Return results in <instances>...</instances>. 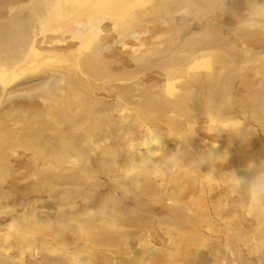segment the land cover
Returning <instances> with one entry per match:
<instances>
[{"label":"bare ground","instance_id":"bare-ground-1","mask_svg":"<svg viewBox=\"0 0 264 264\" xmlns=\"http://www.w3.org/2000/svg\"><path fill=\"white\" fill-rule=\"evenodd\" d=\"M250 3L264 6L0 0V264H97L96 249L120 242L104 214L118 206L127 235L136 227L119 264H264V205L228 173L247 177L264 158V20L242 26ZM209 16L213 25H196ZM32 113L53 123L40 127L60 159L22 143ZM214 126L239 137L209 135ZM216 143L228 159L195 166ZM32 197L75 210L35 214L36 233L21 223Z\"/></svg>","mask_w":264,"mask_h":264},{"label":"rangeland","instance_id":"rangeland-1","mask_svg":"<svg viewBox=\"0 0 264 264\" xmlns=\"http://www.w3.org/2000/svg\"><path fill=\"white\" fill-rule=\"evenodd\" d=\"M198 20H197V22H196V25L199 27V28H203V27H210L211 25H213V23H214V21L213 20H210V16L208 17V20L205 22V21H201V18L200 17H198L197 18ZM29 32V31H28ZM148 42H157L158 43V45H160L161 44V41H160V38H152V39H148L147 40ZM151 46H153V44H151ZM136 57H138L137 55L136 56H134V58H136ZM123 58L124 59H126L127 58V55H124L123 56ZM130 58H132L131 56H130ZM213 95V94H212ZM104 96H105V99L104 100H107V101H110V102H112L113 101V96H116L115 94H109V93H107V92H105L104 93ZM213 96H215V95H213ZM114 100H116V98L114 99ZM41 109L42 108H40V109H38L37 111H35L34 109H33V113L34 112H36L35 114H37V112H41ZM32 113V115H35V114H33ZM31 116V115H30ZM36 116H38V115H35V116H32V118H31V124H32V126H31V128H32V131L30 132V130H29V128L27 129V128H24V124H20L19 126H21V127H23L22 129H23V131H24V137L22 138L23 139V141H22V143L23 142H25L26 143V141H27V139L29 138L30 140H32L34 143H38V145H40V147L43 149V150H45L46 151V154H47V157H49V159H51V160H56V159H60L61 157H60V155L59 154H61V146L58 144L59 142H58V139L53 135V133L51 132V130L49 129V127H48V131H50V132H48L47 130L45 131L44 129H42V127H40V125L42 126H44L43 128H45V127H47V126H50V128H51V126H52V122L50 121V119H49V121L48 120H45L46 122H47V124L46 125H44L43 123L44 122H41L39 119H40V117L38 116V118H36ZM32 119H34L35 121H33ZM89 120H87V122H88ZM40 122H41V124H40ZM89 124L91 125V123H90V121H89ZM37 131H36V130ZM38 129H39V131H38ZM43 131H42V130ZM34 130V131H33ZM40 130H41V132H43L42 134H41V132H40ZM33 133V134H32ZM50 133H51V135H50ZM47 134V135H46ZM49 134V135H48ZM41 135V136H40ZM43 137L45 138L46 137V139H43ZM47 137H49V138H47ZM26 139V140H25ZM48 139V140H47ZM50 139V140H49ZM51 139H52V141L54 140V143L51 141ZM57 139V140H56ZM36 141V142H35ZM47 141V142H46ZM56 141V142H55ZM51 144L53 145V146H51ZM52 148V149H51ZM56 153V154H55ZM59 156V157H58ZM36 172H32L31 173V175L30 176H23V178H22V180L20 181V184H29V180H32V178H33V175L35 174ZM120 181H125L124 180V178L123 177H119L118 178ZM34 187V186H33ZM32 187V189H34ZM226 194H227V192H225ZM224 192H223V190L220 192V195H219V197H224ZM137 196V195H136ZM135 196V197H136ZM134 197V198H135ZM134 198H131V199H134ZM36 198H34V197H32V199H31V201L33 200L34 201V203L31 205V206H28L29 204H26L25 206V208H23L22 209V220H21V223H22V225L23 226H27V227H33V229L32 230H34L36 233H38V231H39V229H40V227H38L37 226V223H35V222H31V220H30V218L32 217L33 218V216H35V214H37V213H39V212H42V211H44V212H46V213H52L53 212V210L55 209H58L59 210V212L58 213H60L61 211H62V209H64V211H66V209L67 210H75L74 209V207L72 206V205H74V204H72V205H69V204H67V206L64 204H62L61 202L60 203H58L60 206H63V207H61L62 209H60V206H57L58 204H56V205H54V206H52V208L51 207H49L50 206V204H47L48 202L47 201H45V202H42L41 200H35ZM128 200V199H127ZM79 204V203H78ZM132 205L134 206L135 204H133L132 203ZM58 208H57V207ZM132 206V207H133ZM115 207V206H114ZM134 208L135 209H137V210H135L134 209V211H136V212H138V213H140L141 211L138 209V207L135 205L134 206ZM113 209V210H112ZM110 211H107V212H104V214L106 215V216H108V217H110V218H113V219H116L117 220V225H118V227L117 228H123V230H122V233L120 234V236H121V239L119 240V239H116L117 241L119 240L120 242H116V243H110L111 244V246H109L108 247V249H107V247L106 246H103V247H100V248H98V249H96V255L97 254H99V258L100 259H97V261L96 260H94L95 261V263H97V264H107L109 261H110V263H108V264H114V262H115V264H119L120 263V261L117 263V258L119 257V259L118 260H120V254H121V250L120 251H117L118 249H123V246H127V245H125V243H128V241L131 239V238H133V237H135V235H133L132 236V234L134 233V230H136L134 227H132V229H128V230H133V228H134V230L132 231V234H129V235H131L130 237L131 238H129V239H126V237L128 238V236L129 235H127V232L125 231L127 228V226H126V223H127V221L126 220H124V217H122L121 215V207H116V208H112ZM118 209V210H117ZM131 210H133V208L131 209ZM115 211H118V213L117 212H115ZM134 211H131V214L134 212ZM63 212V211H62ZM115 212V213H114ZM135 212V213H136ZM150 214H152L151 212H148V215H150ZM113 215H114V217H113ZM138 215V214H137ZM134 216H136V215H134ZM121 217H122V219H121ZM159 218H162L161 216L159 217ZM119 222V223H118ZM20 223V224H21ZM67 223H69V221L67 222ZM70 223H71V221H70ZM69 223V224H70ZM68 224V225H69ZM147 226H151V224H149V225H147ZM131 231H129V232H131ZM138 231H136V233H137ZM122 239H124L125 241H123ZM115 240V241H116ZM134 239H131L130 241H131V243H132V241H133ZM39 241V240H38ZM37 241V242H38ZM123 242H125V243H123ZM130 243V242H129ZM116 244V250H115V247H114V245ZM119 245V246H118ZM130 245V244H129ZM114 247V248H113ZM119 247V248H118ZM112 248V249H111ZM118 248V249H117ZM105 249L107 250V251H110V253L109 252H107V251H105ZM113 249H114V251H115V253H114V251H113ZM99 250H103V251H105V252H107L108 254V256L107 255H105L106 253L105 252H103V251H99ZM101 252V253H100ZM117 252V253H116ZM105 253V254H104ZM112 253V254H111ZM118 253H120V254H118ZM114 254V255H113ZM118 255V256H117ZM104 256V257H103ZM117 256V258H115ZM102 257V258H101ZM107 259H106V258ZM105 258V259H104ZM113 258L115 259V260H113ZM102 259H104V260H102ZM109 259V260H108ZM100 260V261H99ZM108 260V261H107ZM187 260L188 259H186V258H184V261H185V264H186V262H187ZM99 261V262H98ZM102 261V262H101ZM210 262V261H209ZM205 263V262H203V263H201V264H211V263ZM143 263V261L141 262V263H139V264H142ZM188 263H190V262H188ZM133 264H135L134 262H133Z\"/></svg>","mask_w":264,"mask_h":264},{"label":"clouds","instance_id":"clouds-1","mask_svg":"<svg viewBox=\"0 0 264 264\" xmlns=\"http://www.w3.org/2000/svg\"><path fill=\"white\" fill-rule=\"evenodd\" d=\"M245 17L248 19L242 21V26L255 28L256 25H250L248 21H261L264 20V6L259 4L250 3L244 12ZM230 132L232 135L237 136V131L231 128H219L214 126L213 131H209V135H218L221 132ZM215 146H209L206 152L200 155L198 164H212L213 167L220 163H224L228 159V152L225 150L222 153H218ZM223 158V159H222ZM245 171L250 175L247 177L240 176L235 170L228 171L230 174V184L233 189L244 188L247 195L254 206L264 205V158L259 160H250L245 168Z\"/></svg>","mask_w":264,"mask_h":264}]
</instances>
